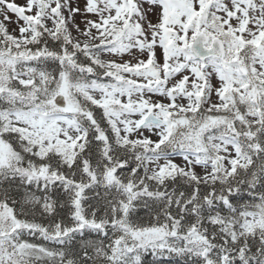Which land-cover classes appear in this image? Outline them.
I'll list each match as a JSON object with an SVG mask.
<instances>
[{
    "label": "snow or ice",
    "instance_id": "1",
    "mask_svg": "<svg viewBox=\"0 0 264 264\" xmlns=\"http://www.w3.org/2000/svg\"><path fill=\"white\" fill-rule=\"evenodd\" d=\"M0 264H264V0H0Z\"/></svg>",
    "mask_w": 264,
    "mask_h": 264
},
{
    "label": "rangeland",
    "instance_id": "2",
    "mask_svg": "<svg viewBox=\"0 0 264 264\" xmlns=\"http://www.w3.org/2000/svg\"><path fill=\"white\" fill-rule=\"evenodd\" d=\"M19 2H23V0H19ZM79 17H77V20L79 21ZM81 27H83V24L81 25ZM75 34V33H74Z\"/></svg>",
    "mask_w": 264,
    "mask_h": 264
}]
</instances>
